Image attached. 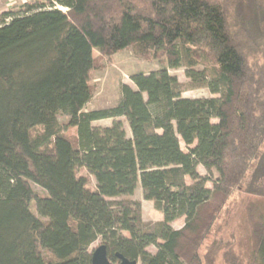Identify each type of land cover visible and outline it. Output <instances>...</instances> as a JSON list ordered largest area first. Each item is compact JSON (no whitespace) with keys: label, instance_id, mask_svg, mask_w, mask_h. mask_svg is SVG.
<instances>
[{"label":"trees","instance_id":"obj_1","mask_svg":"<svg viewBox=\"0 0 264 264\" xmlns=\"http://www.w3.org/2000/svg\"><path fill=\"white\" fill-rule=\"evenodd\" d=\"M259 15L257 0H44L4 12L0 264H91L98 239L112 263L118 253L140 264H216L221 243L203 246L219 209L235 190L259 194L264 179ZM128 48L161 59L163 72L184 65L191 87L218 97L176 101L185 91L176 76L138 72L115 106L85 111L93 50L109 57ZM208 53L213 65L196 70V56ZM104 119L111 124L93 125ZM66 127L76 128L75 142ZM138 181L162 220L144 222L140 201L129 198ZM255 236L249 264H264L263 217Z\"/></svg>","mask_w":264,"mask_h":264},{"label":"rangeland","instance_id":"obj_2","mask_svg":"<svg viewBox=\"0 0 264 264\" xmlns=\"http://www.w3.org/2000/svg\"><path fill=\"white\" fill-rule=\"evenodd\" d=\"M41 1L44 0H0V17L4 12L20 10L25 3ZM257 6L260 12L259 16H264V0H257ZM57 7L62 11H66V9L61 6ZM93 57L95 58V68L92 70L90 76V82L93 87V96L85 105V111L115 106L121 97V85L127 84L134 88L130 76L138 72H155L157 75L165 74L176 76L178 81L185 85V91L175 95L176 101L186 98L203 101L206 98L218 97V94L211 93L205 87H191V80L185 75L186 67L184 65H181L176 69L168 68L165 72L161 71V59L156 58L152 54L145 58L135 54L132 48H128L118 51L109 57H102L99 52L94 49ZM196 59L198 61L195 66L196 70H201L205 67L209 70L213 65L210 53L207 55L200 54V56L198 54ZM57 117L61 124L67 122L66 116L58 114ZM212 122L215 123L217 120L212 119ZM110 124L111 119L95 121L93 123L94 126H107ZM124 127L127 135H130L129 127L125 121ZM64 133L75 142V127H66ZM178 138L182 150L187 151V146L183 143L180 136H178ZM198 170L201 174H206L202 166H198ZM79 174L85 175L86 172L80 170ZM185 181L187 184L190 183L188 177L185 178ZM94 185V178L90 177L89 187L94 188ZM31 186L37 194H44L43 189L38 185L31 183ZM206 186L212 189V182L208 181ZM258 186L261 188L259 194L247 193L244 191V188L241 190H235L219 209L215 223L203 246L206 250V248H209L212 245L214 240L217 241V245L221 243V248L219 247L214 250L216 264H231L234 262V258L242 261L243 264H249L256 246L255 226L260 218H264V179L258 184ZM125 197L127 196H124V198ZM129 198L140 201L142 210L141 215L144 222L155 223L162 220V214L155 208L153 202L143 199L139 181L136 184L134 194ZM183 220V218H180L176 221V223H174V228L182 227ZM168 232L169 231L167 230L163 231L158 241L163 242L166 239ZM125 235L128 236V233H125ZM100 243V239L95 241L91 245L90 250L98 246ZM203 247L200 249L202 254L204 253ZM147 250L150 253H155L156 248L155 246L150 245L147 247ZM45 256L49 257L46 253Z\"/></svg>","mask_w":264,"mask_h":264},{"label":"water","instance_id":"obj_3","mask_svg":"<svg viewBox=\"0 0 264 264\" xmlns=\"http://www.w3.org/2000/svg\"><path fill=\"white\" fill-rule=\"evenodd\" d=\"M116 256L118 261L110 262L107 258L106 246L101 243L91 250V264H139L137 259L130 260L118 253Z\"/></svg>","mask_w":264,"mask_h":264},{"label":"crops","instance_id":"obj_4","mask_svg":"<svg viewBox=\"0 0 264 264\" xmlns=\"http://www.w3.org/2000/svg\"><path fill=\"white\" fill-rule=\"evenodd\" d=\"M104 120H109V119H104ZM98 121H100V120H98ZM94 123V122H93ZM197 170H198V166H197ZM198 172H199V170H198ZM200 173V172H199ZM201 174V173H200ZM203 175V174H202ZM134 194V193H133ZM181 218H183L184 219V217H181ZM180 218H178V219H176V220H174L173 222H171V227H173L172 229H180V228H174V223H176V221H178ZM184 221V220H183ZM183 225H184V222H183Z\"/></svg>","mask_w":264,"mask_h":264}]
</instances>
